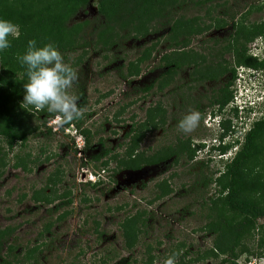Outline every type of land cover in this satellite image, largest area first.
<instances>
[{
	"label": "rangeland",
	"instance_id": "obj_1",
	"mask_svg": "<svg viewBox=\"0 0 264 264\" xmlns=\"http://www.w3.org/2000/svg\"><path fill=\"white\" fill-rule=\"evenodd\" d=\"M163 1L156 2L152 8L159 17L123 29L118 24L105 28L99 0H88L75 13L71 7L60 10L66 20L64 28L69 32L81 26L78 43H88L85 48L72 52L59 50L64 61L78 73V82L70 92L87 111L83 118L73 121V126L65 127L56 115L44 118L32 106L24 105L26 114L20 121V129L27 134V142L16 145L8 155L0 154V229H12L0 261L12 260L7 255V247L11 245L17 249L15 253L20 259L27 249L40 246L38 260L30 264H116L127 257H132L129 264H145L144 252L150 246L156 257L153 264H162L175 248L179 249L177 260L186 253L183 264H220L222 257L206 259L204 254L213 243V236L204 228L205 204L217 196L218 188L213 181L229 157L235 155L232 151L228 158H221L216 146L224 143L235 146L232 142L238 141L240 149L245 131L241 130L239 117L249 123L251 116L248 112L234 116L231 110L234 103L229 102L225 112H218V106L211 104L218 87L229 79L228 73L216 75L211 81H197L193 67L184 66L163 90L153 88L144 93L141 89L164 80L162 74L166 67L159 64V59L174 51L170 27L176 19L194 20L193 25L202 28L198 35L189 36L187 49L204 56L212 69L218 64L228 70L234 68L236 77L240 67L245 69L240 81L233 82L231 91L235 85L238 88V85L257 83L261 88L258 80L264 77V69L252 71L250 67L233 65L225 47L231 34L240 27L264 24V0ZM100 33L103 34L101 41L108 44L96 42ZM22 36L20 29L18 38ZM9 40L12 43L16 38L9 37ZM19 47L15 43L12 50L20 51ZM247 49V55L264 60L263 36L248 43ZM26 51L20 52L24 55ZM147 55L149 58L138 65L140 75L130 74V64L135 65ZM16 57L7 58L12 62L6 60L0 72H15L14 78L18 80L22 74L17 72L21 64ZM251 97L248 102L252 101ZM156 108L160 110L153 112ZM148 111L158 125L143 131L134 154L157 158L159 153L189 144L193 156L182 154L177 161L169 157L136 171L120 169L117 164L124 159L128 142L124 134L131 124L138 127L145 122ZM191 111L199 112L201 120L192 132L185 134L178 125ZM215 116L231 123L230 131L222 137L224 132L216 125ZM77 126L89 132L91 147L87 152L83 151L84 141ZM237 131L241 133L239 138H236ZM106 149L111 151L107 157L94 160L95 155ZM111 156H117L116 161ZM104 161H107L105 166ZM257 163L263 167L264 175V158ZM51 174L56 175L60 197L55 203L66 201L68 192L73 199V204L59 213L64 210L72 213L55 223L50 233L40 236L43 225L54 221L58 213L49 215L47 208L33 203L31 195L44 186ZM203 180L208 181L206 186ZM164 182L168 187L165 194L158 187ZM136 213L144 214L146 225L138 243L129 251L124 247L119 225ZM259 225L264 228V219ZM258 236L256 233L253 239L243 242L256 255ZM247 256L242 254L238 262Z\"/></svg>",
	"mask_w": 264,
	"mask_h": 264
},
{
	"label": "trees",
	"instance_id": "obj_2",
	"mask_svg": "<svg viewBox=\"0 0 264 264\" xmlns=\"http://www.w3.org/2000/svg\"><path fill=\"white\" fill-rule=\"evenodd\" d=\"M87 1L0 0V19L10 20L18 24L23 32L22 37L16 38L11 43L10 50L6 49L8 51L0 52V69L5 68L6 60H9L7 58H14L16 57L15 54L22 55L20 51L26 50L28 42L33 39L36 40L38 48L44 47L49 43L56 46L60 51L70 50L72 52L76 51L77 48H85L88 45L87 42L78 43L80 38L77 34L81 26L78 25L68 32L64 28L66 21L64 14L60 10L71 7V12L75 13L78 8L84 7ZM156 2L164 3L163 0H99V12L104 17L103 25L105 28L118 24V27L123 29L132 27L133 24L141 23L145 20L152 21L159 17L152 9ZM193 24L194 20L176 19L173 22L170 32L174 35L171 45L174 51L171 52L170 56L164 54L159 59V64L166 67L162 74L164 80L162 82L159 81V83L157 82V85L156 82H152L141 90L144 93L149 92L153 88L163 90L164 87L169 85L177 71L184 66L193 67L194 75H196L195 80L197 81H211L217 78L216 75L228 73L229 79L222 87H218L211 103L218 106V112H225V106L232 99L230 87L236 79L235 69L231 68L228 70L227 67L220 66L219 64L217 65L218 69H212L209 64L205 63L206 58L204 56L196 55L193 51L187 49L189 46V36L198 35L203 31L202 28ZM263 25L240 27L234 34H231V38L227 41L225 48L231 54L233 65H243L257 71L261 70L260 68L264 69V60H258L256 57L247 55V44L252 40H256L259 36H263L264 38ZM136 29L138 30V27ZM102 37L103 34L100 33L96 42L103 45L108 44L106 41H101ZM214 42L217 43L215 40ZM15 43L20 44V51L16 52L12 50ZM148 58L149 55L139 58L135 65L130 64L131 68L129 67L128 72L133 76H139L140 69L138 65ZM9 61L12 62L11 60ZM199 65L204 66V68L200 69ZM17 72H21L22 74L18 80L14 78L15 72L7 74L0 72V154L3 155L11 153L16 145L23 146L27 142V134L20 129V121L26 114L24 105H22L25 95L23 85L28 82L26 66H21ZM261 89H264V80ZM262 106H264V101ZM158 110L160 108L154 109L153 112H158ZM232 112L236 116L237 110L233 109ZM38 114L44 116V118L56 115L49 113L47 109L38 111ZM134 124H131L124 134L128 142L126 143L124 159L117 164L120 169L136 171L143 165L161 163L169 157H174V160L177 161L182 154L188 155L189 158L193 156L189 144H180L170 152L164 151L163 153H159L157 158L153 156L144 158L140 153L134 154L142 140L143 131L148 129L149 126L155 128L158 125L151 115V111H148V118L140 126L135 127ZM62 125L65 127L73 126V121L67 124L62 123ZM230 125L231 123L228 120L221 121V129H224L221 137L230 131ZM77 131L84 141L83 151L87 152L91 147L88 136L89 132L78 126ZM243 138L244 141L241 148L213 181L218 188L217 196L211 198L209 203L205 204L207 208V222L204 228L213 236V243L211 249L205 251L204 254L206 259H218L222 257L220 264H238L237 260L242 254H254L243 245V242L247 239H253L256 233L259 235L257 240L258 255L264 253V228L259 225L260 220L264 219V175L262 174L263 167L257 163L264 158V116L253 123ZM1 143L5 147V152L1 149ZM228 148L229 146H219L217 150L223 153ZM110 152L106 149L93 158L96 161H100L101 158L107 157ZM110 158L116 161L117 156H111ZM102 164L104 166L107 165V161H104ZM254 167H258V169L255 170ZM209 180L211 181L212 178ZM202 184L206 186L208 181L203 180ZM57 185L56 175L51 174L47 177L44 186L34 191L31 195L33 203L47 208L46 211L49 215L53 216L58 213L54 221H48L43 225L44 228H42L40 236L50 233L51 227L55 223L65 220L72 213V211L68 210L59 213L62 209L69 208L73 204V199L69 197L70 192H68L65 193V196L68 197L66 201L55 203L60 199L59 195H57ZM158 187L163 190L164 194L168 188L166 182L160 184ZM145 225L146 219L143 213H136L123 219L119 228L126 250L130 251L136 246ZM11 234L12 229L10 227L0 229V253ZM39 247L33 246L27 249L20 259L18 253H15L17 249L10 245L7 247V255L12 256V260L7 261L3 259L0 261V264H30L31 262H36L38 260ZM178 251V248L171 249L164 260L170 256L177 257ZM144 254L146 257L145 264H153L156 257L152 254L150 246H146ZM185 256L186 253L180 260H177V264H183ZM200 258L204 259L203 257ZM129 260H132V257L124 258L116 264H120L121 262L129 264Z\"/></svg>",
	"mask_w": 264,
	"mask_h": 264
},
{
	"label": "clouds",
	"instance_id": "obj_3",
	"mask_svg": "<svg viewBox=\"0 0 264 264\" xmlns=\"http://www.w3.org/2000/svg\"><path fill=\"white\" fill-rule=\"evenodd\" d=\"M19 34L18 24L0 19V52L11 47L9 37L18 38ZM17 59L22 67L26 66L28 79V82L23 85L25 95L22 105L32 106L37 111L47 109L49 113L56 114V118L64 124L83 118L87 109L80 107L78 97L70 92L73 85L78 82V73L64 61V57L56 46L49 43L38 48L36 40L33 39L28 42L26 54L18 55ZM261 79L258 83L262 85L264 77ZM238 86V88L236 85L232 88V95L234 93L237 96L240 93L239 97L244 100V94L239 92L242 85ZM243 87L250 90L256 87L261 90L257 83ZM200 120L201 114L191 111L180 121L178 128L185 134L190 133L198 126ZM163 264H177L176 256L168 257Z\"/></svg>",
	"mask_w": 264,
	"mask_h": 264
},
{
	"label": "built area",
	"instance_id": "obj_4",
	"mask_svg": "<svg viewBox=\"0 0 264 264\" xmlns=\"http://www.w3.org/2000/svg\"><path fill=\"white\" fill-rule=\"evenodd\" d=\"M254 46H256V45H253V47ZM250 70L256 71L254 69H250ZM244 71H245V69L240 67L239 72L237 73V77H236L237 82H239L240 79L243 77L242 72H244ZM239 92H242L244 94L245 99L242 100L239 97L240 93L237 96H236V94L233 93L230 103H231V105H233V103L235 105H234V107H231V110H233V109L237 110V114H241L242 112H248L249 115L251 116L250 118H248L249 123H246V122L244 123V120H242L241 117H239L240 124L243 126L241 128V130L245 131V134H246L247 131H249L250 128L252 127L253 123H255L261 117L264 116V106H262V103L264 101V89L260 90L258 88L256 89V87H255L254 89L250 90L249 88L242 87ZM250 96L255 98V100L251 97L252 101L248 102V99L250 98ZM230 103H228V104H230ZM241 103L244 104V106H239V105H241ZM226 107L227 106H225L224 110L227 109ZM214 119H215L216 125L218 127H220V123L222 121V118L220 116H216ZM209 120H210V118H209ZM220 130L223 131L221 129V127H220ZM234 130H237V129H234ZM240 135H241V133L237 131L236 132V138H239ZM232 143L235 144V146L230 145L229 148L225 152L221 153L218 150L219 151V157L228 158L227 156H229L230 152H232V151L234 152V155H236L237 151L239 150L237 147L238 145L236 144L237 141H235V143L234 142H232ZM220 145H218L216 147H219ZM223 145L227 146L226 143H224ZM233 158L229 157V161H231ZM257 240L258 239H256L255 250H257ZM237 263L238 264H264V253L262 255L250 254L246 258H244L241 263H239L237 260Z\"/></svg>",
	"mask_w": 264,
	"mask_h": 264
}]
</instances>
